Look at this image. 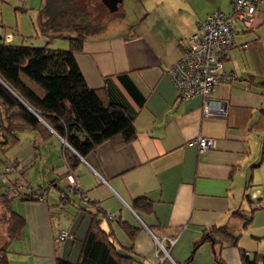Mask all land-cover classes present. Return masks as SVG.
I'll return each instance as SVG.
<instances>
[{"label":"crops","instance_id":"1","mask_svg":"<svg viewBox=\"0 0 264 264\" xmlns=\"http://www.w3.org/2000/svg\"><path fill=\"white\" fill-rule=\"evenodd\" d=\"M43 1L0 0V41L28 43L38 34L33 19ZM231 3L142 0V16L134 28L116 33L108 27L84 40L75 58L86 83L127 108L136 137L123 145L102 142L79 156L68 172L62 138L52 134L43 139L28 130L30 144L22 160L16 159L22 164L18 168L24 167L18 172L25 176L38 166L34 157L41 153L35 150L43 146L40 168L46 183L39 185L47 189L46 201L12 199L25 224L9 243L7 264H56L57 257L75 263L90 225V202L114 215L111 223L103 218L101 225L113 231L118 247L133 255L131 264H159L154 237L165 245L166 239H175L169 255L176 264H219L217 244L205 240L194 246L213 225H227L240 235L235 246L221 248L224 264H243L242 251L261 264L264 207L255 206L264 202V0L254 28L235 22V42L224 61V70L235 78L217 83L210 95L226 103L225 116H205L200 95L179 98L166 73L198 22L215 9L230 12ZM65 43L57 47L65 48L67 39ZM198 136L213 138V147L199 152L189 144ZM66 173L75 175L78 190L67 186ZM62 192L66 200H61ZM138 196L148 198L150 210L136 213L132 204ZM238 209L250 215L247 224L234 213ZM118 218L138 227L133 240ZM60 230L72 237L55 241ZM170 258L160 264H173Z\"/></svg>","mask_w":264,"mask_h":264},{"label":"trees","instance_id":"2","mask_svg":"<svg viewBox=\"0 0 264 264\" xmlns=\"http://www.w3.org/2000/svg\"><path fill=\"white\" fill-rule=\"evenodd\" d=\"M99 3L96 0L42 2L36 28L39 32H52L54 36L67 39L65 48L0 41V150L18 142V132L21 131H35L43 139L56 134L67 144L63 148V157L69 164V172L79 161V156L85 157L102 142L109 140L115 145H123L136 137L133 117L127 108L106 100L98 88L90 87L75 58V54L82 50L84 40L105 27L93 13L98 5L101 7L99 12L107 10L100 0ZM13 161L18 166V161ZM16 181L17 178L9 179L7 186ZM25 183L31 188L36 187ZM62 193L61 200H66V193ZM13 198L6 191L0 194V264L8 263L9 243L20 235L25 224L23 215L11 206ZM16 198L40 201L33 192L25 190ZM86 201H90L89 198ZM89 204L93 207L90 209V225L77 261L73 263L57 257L56 264H131L133 255L118 247L113 231L101 225L103 218L110 223L115 218H109L108 213L95 203ZM132 208L139 214L141 210H150V202L147 197L138 196L133 200ZM234 213L246 220L244 224L249 222L250 215L247 218L239 209ZM117 222L133 240L138 227L120 218ZM217 232L219 238L214 237ZM239 236L227 225H213L203 230L194 246L205 240L212 241L218 246L216 261L224 264L221 248L225 244L235 246ZM125 248L130 250V247ZM241 255L243 264H255L244 251ZM262 262L264 254L261 255Z\"/></svg>","mask_w":264,"mask_h":264},{"label":"built area","instance_id":"3","mask_svg":"<svg viewBox=\"0 0 264 264\" xmlns=\"http://www.w3.org/2000/svg\"><path fill=\"white\" fill-rule=\"evenodd\" d=\"M261 1L233 0L230 12L215 9L206 14L198 22L197 30L187 38L182 56L166 68V73L172 79L179 98L186 99L196 95L203 97L202 109L205 116L226 115V103L212 99L210 95L217 83L230 82L235 78L232 72L224 70V59L234 44V24L239 21L245 28H254ZM189 144H196L198 151L203 152L212 148L214 141L210 137L198 136L190 140ZM13 166H16V161L5 165L4 171L7 173L12 171ZM19 181L17 180L15 184L10 183L5 189L6 193L17 197L20 191L25 190L33 192V195L40 201L46 199L47 192L43 186L38 185L31 188L25 182ZM66 181L68 187L79 188L73 173L66 174ZM60 198H63V193L60 194ZM83 199L88 198L83 195ZM256 206L264 207V202L257 201ZM108 217L112 219L114 215L108 213ZM67 237H72V234L66 230H60L54 238L55 241H61ZM154 240L157 244L155 256L160 264L165 258H170L169 248L175 243V239H166L168 245H165L158 237H154ZM171 261L176 264L172 259Z\"/></svg>","mask_w":264,"mask_h":264},{"label":"rangeland","instance_id":"4","mask_svg":"<svg viewBox=\"0 0 264 264\" xmlns=\"http://www.w3.org/2000/svg\"><path fill=\"white\" fill-rule=\"evenodd\" d=\"M96 3L100 4L99 0H96ZM100 9L101 7L98 5L96 9H93V13L96 19L99 18L102 21V23L105 25L102 31H104L106 28L108 29V27H109L108 30L110 32H116V33L118 32L120 33L126 28L130 30L134 28V23H136L138 19L142 16V6L141 3L138 2V0H123L120 3L118 9L114 12H109L107 10H104L103 12H99ZM39 18L40 16L38 9V13L35 14V17L33 19L35 23L36 21L38 22ZM37 32L38 34L34 33L35 35L32 39L28 38L30 39L29 42H31V44L33 45L48 44V46L57 47L60 46L62 43L63 46H66L67 44L65 43L66 42L65 38H62L61 36H57V35L54 36L55 34H53L52 32H39L38 30ZM28 132L30 131L18 132V136H19L18 142H16L13 146H10L6 150H0V194L5 191L9 183V178H15L16 176H18L17 180H20L19 182L21 181L27 182L32 186H37L39 184H42L44 186V184L46 183L45 179H43V176L41 175V168H40L41 165H43V163L45 162L44 157L46 155L44 153L43 146H40V148L38 147L35 150V152L39 153L40 151L41 153L40 156L36 155V157H34L38 166L29 168V171H27L25 176L19 175L18 167L22 165L20 162L18 166H13L12 171L8 173H5L4 171V166L10 164L13 160L15 159L22 160V155L24 153V150H26L30 144V139L25 136V133ZM33 145L35 146L34 143H32V146ZM29 159H31V157ZM63 186L67 188L64 184ZM13 199H16V197Z\"/></svg>","mask_w":264,"mask_h":264},{"label":"water","instance_id":"5","mask_svg":"<svg viewBox=\"0 0 264 264\" xmlns=\"http://www.w3.org/2000/svg\"><path fill=\"white\" fill-rule=\"evenodd\" d=\"M100 1L107 8L109 12H114L118 9L120 3L123 0H100ZM62 141L64 140L62 139Z\"/></svg>","mask_w":264,"mask_h":264}]
</instances>
